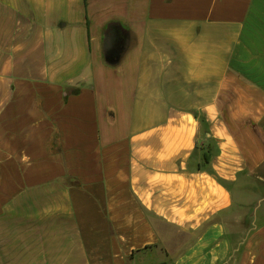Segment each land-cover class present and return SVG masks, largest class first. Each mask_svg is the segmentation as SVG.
Returning <instances> with one entry per match:
<instances>
[{"label": "crops", "instance_id": "obj_1", "mask_svg": "<svg viewBox=\"0 0 264 264\" xmlns=\"http://www.w3.org/2000/svg\"><path fill=\"white\" fill-rule=\"evenodd\" d=\"M0 264H264V0H0Z\"/></svg>", "mask_w": 264, "mask_h": 264}, {"label": "trees", "instance_id": "obj_2", "mask_svg": "<svg viewBox=\"0 0 264 264\" xmlns=\"http://www.w3.org/2000/svg\"><path fill=\"white\" fill-rule=\"evenodd\" d=\"M112 61H115V59H114V60H112ZM116 61H117V60H116ZM204 158H205V160H206V161H208V160H209V158H210V153H209V151H208V152H206V154H205Z\"/></svg>", "mask_w": 264, "mask_h": 264}]
</instances>
